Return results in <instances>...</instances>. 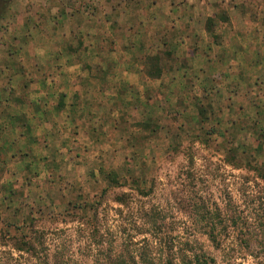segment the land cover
Listing matches in <instances>:
<instances>
[{"label":"rangeland","instance_id":"obj_1","mask_svg":"<svg viewBox=\"0 0 264 264\" xmlns=\"http://www.w3.org/2000/svg\"><path fill=\"white\" fill-rule=\"evenodd\" d=\"M10 1L0 0V20ZM165 1L163 7L168 8V13L159 16L164 19L161 28L146 25L130 30L144 35L165 31L175 35V39L182 36L187 40L198 26L211 32L217 22L225 19V8L242 11L239 3L233 1L243 0ZM5 35L10 38L7 40ZM5 35L0 29V75L2 63L39 55L15 51L11 46L13 39L24 45L34 37L14 38L12 29ZM145 45L152 52L142 57L147 65L144 71L157 75L162 58L169 59L171 53L159 49L158 41ZM22 70L28 72L27 76L31 72L44 78L59 73L57 69ZM89 70L90 81L67 83L64 87L69 96L75 89L81 92V97L72 94L69 103L64 104L69 108L67 118L71 124L68 155L29 163L16 159L2 165L8 170L0 167V233H31L36 237L45 250V254H39L38 264H44V255L55 250L62 254L64 263L93 264L95 252L90 259L80 252L89 231L94 234L93 240L102 235L106 241L120 231L118 241L131 240L140 245L146 234L135 230L134 225L141 224L136 217L149 210L165 211L163 222L170 236L183 232L182 225L191 224L190 205L200 206L201 199L210 209L264 212V116H255L224 98H233L232 82L227 92L221 91L220 80L213 77L211 85H204L200 91L187 83L180 88L170 84L163 92L154 93L146 82L136 80L138 84L131 86L139 88L133 94L132 89L127 93V88H121L125 84L96 81L97 68ZM67 72L72 74V70ZM47 83L52 85L51 81ZM40 85L43 89L44 85ZM43 92L47 93L46 89ZM48 96L47 93L34 103L44 110L64 106L61 102L65 94L51 100ZM83 133H89L91 139H83ZM80 137L83 140L76 143L75 138ZM120 195H125L122 206L114 201ZM250 199H254L251 204ZM247 237L234 233L231 240L235 243L229 241L230 237L223 239L227 243L223 257L203 236L197 235L196 251L201 249L203 256L212 258L206 260L208 264H264V251H258L256 244L260 237ZM245 240L250 243L248 249H243ZM261 245L264 248V243ZM100 257L97 256L96 264H102ZM133 261L164 264L166 259L157 255L152 260L135 256ZM46 262H52L50 256Z\"/></svg>","mask_w":264,"mask_h":264},{"label":"crops","instance_id":"obj_2","mask_svg":"<svg viewBox=\"0 0 264 264\" xmlns=\"http://www.w3.org/2000/svg\"><path fill=\"white\" fill-rule=\"evenodd\" d=\"M166 3L165 0H11L0 20V29L4 35L12 29L14 38L34 37L24 45L13 39L11 46L15 51L39 55L2 63L0 167L8 170L3 164L16 159L29 163L68 155L71 124L66 105L72 94L81 97V92L78 88L69 96L64 87L67 83L90 81V68L98 70L96 81L125 84L130 87L121 88H127V93L132 89L133 94L139 88L131 86L138 84L136 80L146 82L155 93L163 92L170 84L180 88L187 83L200 91L217 77L223 92L233 83V98L228 95L224 98L255 116H264V0L233 1L239 3L238 9L242 11L225 8L228 10L225 19L217 22L211 32L198 26L187 40L182 36L175 39V35L165 31L160 35L158 30L144 35L130 30L146 25L161 28L164 19L159 16L168 13V8L163 7ZM8 37L5 35L7 40ZM157 41L158 48L171 53V57L162 58L157 75H147L143 58L152 50L145 44ZM26 67L57 69L59 73L44 78L29 72L27 76L28 72L22 70ZM66 70H72L73 75ZM41 83L43 89L39 88ZM45 89L49 100L65 94L61 104L66 105L45 110L36 106L34 102L47 94L43 92ZM83 134L86 141L91 139L89 133ZM83 139L75 138L76 143Z\"/></svg>","mask_w":264,"mask_h":264},{"label":"trees","instance_id":"obj_3","mask_svg":"<svg viewBox=\"0 0 264 264\" xmlns=\"http://www.w3.org/2000/svg\"><path fill=\"white\" fill-rule=\"evenodd\" d=\"M124 196L120 195L114 199L118 206L124 205ZM253 201L254 199L248 200L250 204ZM204 203L206 202L201 199L200 206L194 203L190 205L188 218L191 219V224H188V227L182 225L183 232L178 231L176 236L169 235L170 230L163 222L166 217L164 210H149L136 217L141 221V224L134 225L135 230L140 235L146 234L141 239L140 245L135 241L131 242V240L118 241L117 235L120 231L115 232L117 235L110 237L108 241L103 239L102 235H97L98 239L93 240L94 234L89 231L86 232L87 235L80 252L88 259L95 252L93 264L97 263L98 255L101 256L99 262L102 264H136L133 261L135 256L152 260L156 255L157 258L166 259L164 264H176V261L185 262V264L190 262L208 264L206 260L211 261L212 258L203 256L205 252L201 249L196 251L197 235L203 236L209 246L219 251L224 257L226 256L227 243L225 244L226 240L223 241V239L228 240L230 237L229 241L235 243L236 240H231L234 233L235 235L248 236L249 239L258 235L260 237L258 241L256 240V244L259 246L258 251H264L261 245L264 243V212L259 214L255 212V209H250L244 213V211H238L236 208L220 211L216 207L210 209ZM96 218L95 216L93 220ZM34 233L36 234V232ZM94 233L97 234L95 231ZM248 240L242 242L243 249H248L250 246ZM40 253L45 254L43 245H39L36 242V237L32 236L31 233H20L12 236L0 233V264H38ZM197 253L201 254L196 255ZM110 255H113L111 259ZM49 256L52 260L50 264H68L66 261L64 263V257L56 250L51 255H44V264H47L46 261ZM81 264L92 263L85 261Z\"/></svg>","mask_w":264,"mask_h":264}]
</instances>
